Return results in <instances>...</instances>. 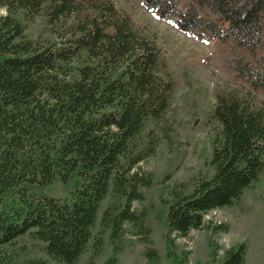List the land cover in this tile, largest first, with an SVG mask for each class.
I'll return each instance as SVG.
<instances>
[{
  "label": "trees",
  "instance_id": "1",
  "mask_svg": "<svg viewBox=\"0 0 264 264\" xmlns=\"http://www.w3.org/2000/svg\"><path fill=\"white\" fill-rule=\"evenodd\" d=\"M143 2L181 32L225 45L238 77L251 91L264 90V0ZM0 8V253L30 235L49 257L76 264L114 191L124 207L105 210L101 225L113 247L104 264H117L116 240L139 218L131 204L152 182L133 171L157 146L146 127L163 121L174 91L159 46L113 0H0ZM42 14L54 36L40 42L26 36L25 23ZM214 118L213 175L168 207L169 230L184 237L264 174V111L229 92L218 95ZM57 179L72 196L35 193ZM103 246L102 234L93 247ZM246 253L241 244L221 264H244ZM0 264H8L1 254Z\"/></svg>",
  "mask_w": 264,
  "mask_h": 264
},
{
  "label": "rangeland",
  "instance_id": "2",
  "mask_svg": "<svg viewBox=\"0 0 264 264\" xmlns=\"http://www.w3.org/2000/svg\"><path fill=\"white\" fill-rule=\"evenodd\" d=\"M113 1L140 35L156 42L163 71L174 81L170 108L163 121L146 127V133L157 135V146L154 154L133 171L151 177L152 182L139 188L142 199L131 204V211L139 218L126 222L122 236L116 240L120 249L117 264H221L227 251L241 244L247 247L244 264H264V174L240 201L208 212L202 227L186 237L171 232L167 224L168 207L175 197L191 194L200 181L214 173L210 161L213 141L220 131L214 118L218 95H247L264 111V90L251 91L238 77L228 65L230 53L225 45L181 32L148 10L143 0ZM4 14L6 10L0 8V15ZM25 25L30 39L43 42L54 36L43 14ZM57 33L63 35L62 28ZM71 188L57 179L36 188L35 193L63 200L72 196ZM124 204L114 191L101 203L92 239L76 264H104L112 257L111 230L101 225V219L105 210L115 213ZM102 234L104 246L95 251L94 241ZM45 247L44 242L24 235L6 245L0 254L8 264H62L49 257Z\"/></svg>",
  "mask_w": 264,
  "mask_h": 264
}]
</instances>
